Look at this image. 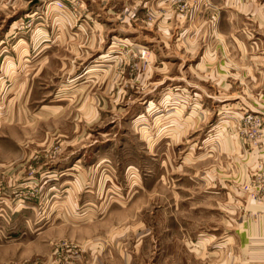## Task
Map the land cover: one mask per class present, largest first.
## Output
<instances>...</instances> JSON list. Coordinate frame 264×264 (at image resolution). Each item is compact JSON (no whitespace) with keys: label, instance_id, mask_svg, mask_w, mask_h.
Segmentation results:
<instances>
[{"label":"rangeland","instance_id":"rangeland-1","mask_svg":"<svg viewBox=\"0 0 264 264\" xmlns=\"http://www.w3.org/2000/svg\"><path fill=\"white\" fill-rule=\"evenodd\" d=\"M32 1L0 0V264H233L221 232L264 214V14L247 0ZM38 26L45 49L17 44ZM232 133L257 152L235 202L227 177L216 196ZM98 197L114 200L82 217Z\"/></svg>","mask_w":264,"mask_h":264},{"label":"crops","instance_id":"crops-1","mask_svg":"<svg viewBox=\"0 0 264 264\" xmlns=\"http://www.w3.org/2000/svg\"><path fill=\"white\" fill-rule=\"evenodd\" d=\"M33 1H36V0H33ZM40 2H42V1L37 0L36 3L40 4ZM247 3L253 8L254 13H256V14L259 13L260 16L261 15L263 16V14H264V3L262 1H260V0H247ZM51 7L56 12H60L62 10L61 8H59L55 4H52ZM34 12H37V10L32 11L30 14H33ZM14 20L15 19H11L7 25V28H10V30L7 33L8 36L11 34L14 35L15 32H13V31H15L19 27V21L20 20L15 21L12 24V22ZM38 23H40V22H38ZM39 26H42V22L39 24ZM38 27H37V29H38ZM40 29H42V28L39 27L38 31L32 32L30 37L27 35L19 37L17 44L18 45H28L29 50H31V49L34 50L35 48H33V46H32L33 42L35 40V37L39 36L40 39H43L41 41L45 42V43L44 42L41 43L44 45L41 46L39 49H45L46 48L45 44L48 41V39H47V36L45 35V33L40 31ZM35 54L36 53H33L32 51H28L25 54V59H29L28 55H30L33 58L32 55H35ZM13 83H14V81L10 82L11 85ZM221 136H222L223 140H224V138L227 140L226 141L227 142L226 151L231 150L232 152L235 153V156L233 157V159H231V162H232L231 163V171H232V173L226 174V176H224V173H223L224 167L222 164H221V166H219L220 169H218V170H221V173H220L221 175H218V177H220L221 180H219L217 177L216 186L218 189L216 191L217 192L216 196L219 197V195H221V197H224V187H225L224 186V183H225L224 177H227L226 185L232 189V195L229 193V191H227V195H228L227 198L231 197L230 198L231 201L235 202L238 198L237 196H239V194L241 193L239 191V188H238L239 183H242V181L247 176L249 177V173L252 172L253 168L255 167V163L257 161V152L255 149L253 150V148L250 147L249 145L246 146L245 144L241 143L239 138L233 133L229 137H224L223 134H221ZM262 139L264 140V137H262ZM263 144H264V142H263ZM152 145H155V144L153 143ZM263 149H264V147H263ZM219 150H220V148H217V153L219 152ZM99 158L100 159H98L96 164L94 165L96 167H98L100 165H105V162L108 160V159H106V158H108V156L105 157L104 155H101ZM240 160H242L241 165H240ZM79 169H80V164H78V162H77L72 166L71 170L72 171L78 170V172H79L80 171ZM78 182H79V180H78ZM121 196L122 195L117 196V197H121ZM102 198L105 199V201H100V200H102ZM98 200L100 201V205H97L93 199L86 201L85 203H87V204L84 205V207L82 208V209H84V211L80 215H82V217L88 218L90 215H92L93 212H95L97 215L95 217L93 216L92 219H97L98 216L101 215L102 210L106 209L107 206L110 203H112L114 199L113 198H112V200L107 199V201H106V197H101V199L98 197ZM75 201H76V199H74V202ZM228 201H229V199H228ZM247 207L250 208L253 212H259L262 209L261 205H256L255 203H252V201L248 202ZM80 215L77 213V215L75 214L73 217H74V219H76V221H78L80 218L79 217ZM90 217H92V216H90ZM221 233H222L221 237H220L221 240L217 241V244L220 247H225V244H228L227 247H229L231 249V251L233 253H235L232 255V257L235 258V261L233 264H240V262L239 263L237 262L238 257H240V255H239V249L240 248L246 252L247 256L251 260H260V264H264V262H262V261H264V214L263 213H259L258 219L254 222L250 223L248 221L247 225L243 224V227H239V225L235 226V229L232 231H228V234H226V235L224 234V231ZM203 239L204 238H200V240H203ZM122 254H123V252H121V254H120L123 257ZM217 264H224V260L221 259V261H220V259H218Z\"/></svg>","mask_w":264,"mask_h":264},{"label":"built area","instance_id":"built-area-1","mask_svg":"<svg viewBox=\"0 0 264 264\" xmlns=\"http://www.w3.org/2000/svg\"><path fill=\"white\" fill-rule=\"evenodd\" d=\"M52 4L57 5L59 8H64L65 7V3L62 0H54V1H52ZM249 188H250V186L247 185V189H249Z\"/></svg>","mask_w":264,"mask_h":264},{"label":"bare ground","instance_id":"bare-ground-1","mask_svg":"<svg viewBox=\"0 0 264 264\" xmlns=\"http://www.w3.org/2000/svg\"><path fill=\"white\" fill-rule=\"evenodd\" d=\"M19 22H20V21H19ZM95 65H96V64H94L92 67H90L89 70H88V72H89V71H94V70L96 69Z\"/></svg>","mask_w":264,"mask_h":264},{"label":"water","instance_id":"water-1","mask_svg":"<svg viewBox=\"0 0 264 264\" xmlns=\"http://www.w3.org/2000/svg\"><path fill=\"white\" fill-rule=\"evenodd\" d=\"M35 2H37V0L36 1H33V3H35Z\"/></svg>","mask_w":264,"mask_h":264}]
</instances>
